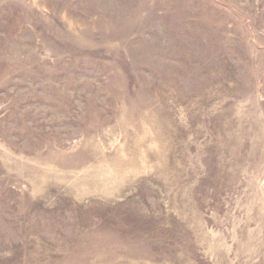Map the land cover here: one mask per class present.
<instances>
[{"label":"rangeland","instance_id":"rangeland-1","mask_svg":"<svg viewBox=\"0 0 264 264\" xmlns=\"http://www.w3.org/2000/svg\"><path fill=\"white\" fill-rule=\"evenodd\" d=\"M0 264H264V0H0Z\"/></svg>","mask_w":264,"mask_h":264}]
</instances>
